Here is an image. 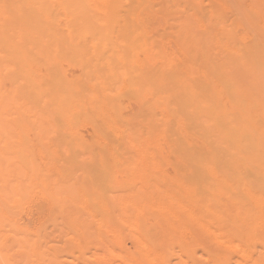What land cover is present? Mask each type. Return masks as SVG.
I'll use <instances>...</instances> for the list:
<instances>
[{
	"label": "bare ground",
	"instance_id": "6f19581e",
	"mask_svg": "<svg viewBox=\"0 0 264 264\" xmlns=\"http://www.w3.org/2000/svg\"><path fill=\"white\" fill-rule=\"evenodd\" d=\"M0 264H264V0H0Z\"/></svg>",
	"mask_w": 264,
	"mask_h": 264
},
{
	"label": "rangeland",
	"instance_id": "374dc122",
	"mask_svg": "<svg viewBox=\"0 0 264 264\" xmlns=\"http://www.w3.org/2000/svg\"><path fill=\"white\" fill-rule=\"evenodd\" d=\"M27 211H29V210H27ZM27 211L23 212V213H26L25 215L21 212L23 215H22V217H21V213H20V217H21L22 220H26V221L29 220V221L31 222L32 219L34 220V219L37 217L38 212H36L35 210H34V211L36 212V214H33V213H35V212H33V213L31 212L32 215H33V217H32V216L30 215V212H27ZM31 211H33V210H31ZM27 213H28V214H27ZM26 215H27V216H26ZM25 216L28 217V218H29V216H30L31 218L28 219V218H26ZM27 219H28V220H27ZM33 220H32V221H33ZM72 230H73V229H72V228L69 229V227H67V228L65 229V231H72ZM60 243H62V242H60ZM128 245H130V242H129V241H128ZM65 252H68V250H65ZM81 257H83L85 260H88V258H87V257H88V253H87L86 255H84V256H81Z\"/></svg>",
	"mask_w": 264,
	"mask_h": 264
}]
</instances>
